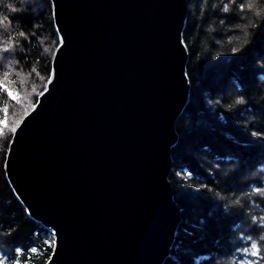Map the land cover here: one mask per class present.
Returning <instances> with one entry per match:
<instances>
[{
  "label": "water",
  "instance_id": "1",
  "mask_svg": "<svg viewBox=\"0 0 264 264\" xmlns=\"http://www.w3.org/2000/svg\"><path fill=\"white\" fill-rule=\"evenodd\" d=\"M58 44L3 173L48 230L46 264H162L179 224L167 181L188 94L185 0H49Z\"/></svg>",
  "mask_w": 264,
  "mask_h": 264
},
{
  "label": "trees",
  "instance_id": "2",
  "mask_svg": "<svg viewBox=\"0 0 264 264\" xmlns=\"http://www.w3.org/2000/svg\"><path fill=\"white\" fill-rule=\"evenodd\" d=\"M185 2L188 94L174 122L167 178L179 224L162 264H241L255 259L244 254L253 241L264 249V0ZM27 3L0 0V83L18 97L0 88V256L6 264H14L18 249L21 264H46L52 248L51 233L26 216L3 173L12 129L43 91L58 44L49 0Z\"/></svg>",
  "mask_w": 264,
  "mask_h": 264
},
{
  "label": "snow or ice",
  "instance_id": "3",
  "mask_svg": "<svg viewBox=\"0 0 264 264\" xmlns=\"http://www.w3.org/2000/svg\"><path fill=\"white\" fill-rule=\"evenodd\" d=\"M232 2L234 3L235 0H232ZM244 7H245V5L242 4L241 9L243 10ZM247 7L249 9H252V7H253L252 3H248ZM9 8H11V5H9ZM228 10H229V5L225 4L224 5V11L227 12ZM257 15H260V13L257 12ZM20 35L23 36L24 33H20ZM11 47H12V45H11V43H9L6 47L3 48V51L7 52ZM233 51L236 52V51H239V49L234 48ZM8 75H9L8 72L4 73L5 79L8 77ZM0 88H2L4 91H6L8 96L11 99L16 100L18 98L17 95L14 94L10 88H8L6 83H0ZM242 102L243 101H238V103H242ZM4 111H5V113H7V108H5ZM3 123H6V121H4ZM15 130H16L15 128L12 129L13 132H15ZM261 239L264 240V237H261ZM52 247H55L54 241L52 242ZM31 252L33 254H36L37 249L33 248V249H31ZM244 254H245V256H248V257H255V259L243 260L241 262V264H264V249H262V247L257 242L253 241L251 243L250 248H245ZM20 255H22V252L18 249L17 250V258H15L14 264H21V262L19 260ZM0 264H6L5 257L0 256Z\"/></svg>",
  "mask_w": 264,
  "mask_h": 264
},
{
  "label": "clouds",
  "instance_id": "4",
  "mask_svg": "<svg viewBox=\"0 0 264 264\" xmlns=\"http://www.w3.org/2000/svg\"><path fill=\"white\" fill-rule=\"evenodd\" d=\"M25 2V0H20V3L23 5V3ZM11 10L12 11H21V10H23L22 8L21 9H17V8H15V7H13L12 5H11ZM224 10V9H223ZM261 79H264V77H261Z\"/></svg>",
  "mask_w": 264,
  "mask_h": 264
},
{
  "label": "rangeland",
  "instance_id": "5",
  "mask_svg": "<svg viewBox=\"0 0 264 264\" xmlns=\"http://www.w3.org/2000/svg\"><path fill=\"white\" fill-rule=\"evenodd\" d=\"M31 1H34V0H25V2H28V3L31 2ZM28 3H27V4H28ZM8 88H10V87H8ZM3 91H4V90H3ZM4 92H5V94L7 95V97L10 98V97L8 96L7 92H6V91H4ZM13 93H14V92H13ZM10 99H11V98H10ZM12 100H13V99H12ZM16 100H17V99H16ZM1 124H2V122H1Z\"/></svg>",
  "mask_w": 264,
  "mask_h": 264
}]
</instances>
